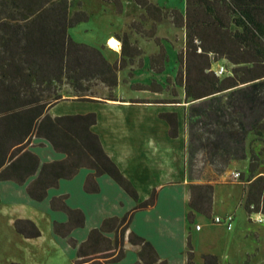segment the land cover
<instances>
[{
	"label": "trees",
	"instance_id": "16d2710c",
	"mask_svg": "<svg viewBox=\"0 0 264 264\" xmlns=\"http://www.w3.org/2000/svg\"><path fill=\"white\" fill-rule=\"evenodd\" d=\"M73 1L0 0V182L25 185L28 197L41 202L48 189L58 186L59 180L72 179L79 169L86 168L93 173L88 176L85 189L90 182L95 185V177L107 175L138 202L135 188L91 131L96 122L94 113L60 117L48 113L69 96L78 101H94L92 88L99 84L107 89V98L111 100L118 86V73L142 55L125 33L119 39L120 58L112 63L98 48L74 42L68 30L86 23L89 17L81 9L69 15ZM102 1L114 4L116 12L121 13L120 0ZM132 1L143 10L141 20L153 22L146 33L136 29L138 24L130 25L136 33L153 38L159 47L156 54L148 57L153 73L162 74L167 60L160 39L155 37L154 24L168 19L174 28L184 31V46L176 54L173 81L166 79L183 90V99L155 103L188 104L190 112L186 120L192 127L208 120L203 123L204 129L215 125L223 129L219 138L205 144L224 166L220 175L230 161L246 159L245 144L249 138L247 167L237 172L239 176L235 180L244 184L242 208L246 215L264 217V147L257 151L252 147V141L264 144V0H185L182 12L176 9L164 12L149 0ZM77 6L80 7V2ZM219 63H224L221 65L225 68L221 76L213 69ZM154 85L152 81L131 88L155 92ZM64 86H69L73 93L66 98ZM158 88L157 92L162 91V87L158 85ZM173 95L176 97L177 93ZM195 117L199 118L196 124L191 121ZM161 118L169 125V136L176 138V113H164ZM34 138L45 140L64 158L40 163L30 150ZM188 188V224L193 223L195 214L210 218L213 186L190 184ZM93 190L96 192L97 187ZM156 196L153 191L147 200L138 202L135 211L152 207ZM64 199L65 196L53 198L50 206L67 215L65 224H53L54 233L66 238L71 230L84 225V216L81 211L68 208ZM130 219L131 216L105 219L80 244L68 238L69 245L76 248L75 264H99V259L108 263L122 260ZM14 225L27 238L40 235L30 221L16 220ZM24 228L29 230L22 232ZM111 232L113 241L103 235ZM126 239L140 247L136 264L158 261L148 242L132 233ZM201 260L202 264H218L217 256L211 254L202 255ZM186 264H194L189 238Z\"/></svg>",
	"mask_w": 264,
	"mask_h": 264
},
{
	"label": "crops",
	"instance_id": "0c3cea01",
	"mask_svg": "<svg viewBox=\"0 0 264 264\" xmlns=\"http://www.w3.org/2000/svg\"><path fill=\"white\" fill-rule=\"evenodd\" d=\"M149 2H151V0H149ZM151 3L158 6L157 3ZM71 9H74L73 12H71ZM78 9L82 10V4L80 3V7H78L77 3H73V6L69 10V15ZM160 9L166 12L162 8ZM142 14H140V17ZM167 21L171 24L170 20L167 19ZM144 22H150L152 28L153 22L151 20H144ZM161 22L154 24L155 37H157V25ZM132 23L137 24L139 22L134 20L131 24ZM141 36L147 38L144 35ZM112 38L120 43L119 50H112L108 46V41ZM135 38L136 37H134L132 44L137 46ZM159 39L160 41L163 40L161 38ZM163 48L165 50L164 46ZM182 48H180V50ZM98 49L105 58L106 56L104 53L112 54L111 60L106 58L109 62L118 61L121 49V42L118 34L107 36L103 42H101ZM140 50L144 53L142 49ZM158 51L159 48L156 52H151L150 55L156 54ZM176 54L177 53H175V56ZM165 55L167 56L166 52ZM139 60H141L140 57ZM140 62V67L142 68L137 69L136 73L135 70L132 71L133 79L129 82L130 90L136 92V94L127 97L114 94V98L111 100H108L107 97L105 99L97 97L91 98L94 101H78L74 100V98H67L51 107L48 113L51 117L94 113L96 122L91 127V131L97 135L104 152L116 165L121 174L133 185L138 195V202L147 200L151 193L156 191L157 196L154 205L143 210L135 211L138 202H135L107 175L95 177V185L93 182H90L86 185L88 189L87 187L85 189L87 178L93 173V171L86 168L79 169L72 179L59 180L58 186L48 189L46 198L41 202H36L28 197L25 191V185L19 186L11 181H1L0 207L2 206L3 208L0 209L2 216L7 217V222L12 227V231L11 229L9 231V237L13 240V243L16 242L17 245H14L18 247L19 252L27 253L29 256L27 262L9 261L8 264H41L40 257L42 258V256H38V252H41V249L38 248L45 242L43 241V233L39 228L35 216L29 214L28 211L20 209L19 205L41 207L42 210L45 211L46 216L51 218L50 242L68 252L71 258L74 259L73 264H75V260L77 259L76 248H72L69 245L67 241L68 238H72L77 244H80L87 239L90 230L100 228L105 219H121L124 216H131L128 229L125 233L123 245L124 258L116 263H108L99 259V264H136L138 262L140 247L131 245L127 242L126 238L129 233L134 234L151 245L158 259L154 264H159L161 261H165L166 264H186L188 238L190 239L192 251L194 253V264H198L195 262L197 255L199 256V263L202 264L201 256L205 254L217 256L218 264H246L245 257L249 256V254L243 253V251H239L238 254L237 247L239 242H237L236 239H229L221 242L217 248H211L212 250H205L204 252L197 251V244L195 241L201 237L200 235L203 230L202 226L198 224L197 216L202 215L195 214L193 223L190 225L188 224V186L190 184L212 185L213 202L209 219L213 220V218L217 216L225 217L226 215H232L234 220L237 211L243 210L244 184L233 179L231 175L229 176L231 181H227L228 173L219 175L215 182H208V180H206V182H201L200 180L196 181L188 176L185 115L184 111L181 113L175 108V106L179 107L177 105L185 106L186 104L155 103L165 100L163 95L160 94L162 91L157 92L159 89L158 84H160L157 83L158 81H156V83L154 82L155 85L153 89L155 92L133 90L131 85H149L151 83H149L147 79L140 81V79L137 78L138 72L142 73L149 69V59L147 57ZM132 63L133 61L130 62L128 66H132ZM218 65L221 64H217L216 66ZM164 68L166 69V66H164ZM174 68H172V71ZM159 86L162 87L161 85ZM173 99H178V97H173ZM134 101H146L148 103ZM164 113H176L177 115L178 135L176 138H171L169 136V125L161 118V114ZM30 150L38 156L40 163L62 160L64 158L63 154L54 152L50 144L43 139L34 138ZM232 172L236 171H231L230 173ZM31 179L32 178L28 181ZM95 186L97 187L96 192L93 190ZM219 188H225V198L220 199L217 193V189L220 191ZM61 196H65L63 202L68 208L79 210L84 216V225L80 228L71 230L66 238L54 233L53 224H65L68 217L64 212L53 210L50 206V201L53 198ZM217 198H219V202H217ZM218 204L219 206L225 204L223 212L221 213L215 211ZM243 212L245 211L243 210ZM253 215L248 216L245 213L246 219L250 222ZM259 217L262 216L257 215V219ZM16 220L32 222L39 230V237H25L23 233L15 228L14 223ZM197 225L200 226L199 230L195 228ZM27 229L29 230V228ZM27 229L24 228L22 232L28 231ZM61 230L64 232V229ZM103 235L112 241L114 240L113 232L104 233Z\"/></svg>",
	"mask_w": 264,
	"mask_h": 264
},
{
	"label": "rangeland",
	"instance_id": "374dc122",
	"mask_svg": "<svg viewBox=\"0 0 264 264\" xmlns=\"http://www.w3.org/2000/svg\"><path fill=\"white\" fill-rule=\"evenodd\" d=\"M77 2L82 4V10L89 15V19L86 23H80L68 30V34L74 42L99 48L101 42H103L107 36L118 34L120 39L125 33L131 43H133L134 37H136L137 46L144 51V53L142 52V55L140 56L141 60L146 57L148 58L151 52H156L158 50L159 47L153 38L142 37L137 34L132 27H130L131 22L136 20L139 22L137 23L138 25L136 26V29L140 32L143 31L146 33L147 30L151 28L150 22L141 21L140 14H142L143 11L132 0H120L123 9L121 14L116 13L114 4H107L101 0L73 1L74 4ZM151 2L157 3L158 6L166 12H169L171 9H176L182 12L181 10H184L185 6V0H151ZM73 10L74 9H71V12H73ZM156 36L163 39L160 41V44L165 47V52L168 57L165 63L166 69L160 75H155V73L150 71V69H147L142 73L138 72L137 78L140 79V81L147 79L149 83L152 81L156 83V81H158L157 83H160L158 85L162 86V93L160 94L163 95L165 100L173 99V97H175L173 95L175 92L177 93L175 98L178 97V99L182 100L183 90L175 87L173 82L170 84L167 83L166 79L170 78L173 81L177 67L175 53H178L180 48L183 47L184 31L182 29L174 28L169 21L164 20L157 25ZM104 55L109 60L112 59V54L104 53ZM141 60H139L138 57L134 58L132 66H128L125 70L119 72V85L114 89L115 95L127 97L136 94V92L130 90L129 82L133 79L132 71L135 70L136 73L137 69L142 68L140 67ZM219 64L224 65V63ZM172 68H174L173 71ZM216 68L217 66L214 65V69ZM92 91V94L100 99H105L108 95L107 89L101 84L93 87ZM63 92L64 98L68 97L67 95L73 94L69 86H64ZM68 98L72 97L69 96ZM177 106L179 107L175 106V108H177L181 113L184 111L185 115L184 120L188 176L196 181L200 180L201 182H206V180H208V182H215L217 177L220 175L219 172L224 169V166H222L220 158L214 157L210 148H207L205 144H207L206 142L212 143L214 140L219 138L224 133L223 129L219 125H212V128L204 129L203 123H208V120H204L201 124L194 125V128L191 126L192 124L186 120V116H189L190 112L188 104L185 106ZM191 121H194V124H196L198 123L199 118L195 117L194 120ZM208 129L213 130L210 132ZM248 140L249 138L246 140L245 144L246 159L242 161H230L226 170L223 171L224 175L228 173L227 181H231V178L229 177L231 175V171L238 172L246 169L247 159L249 157L247 154ZM262 146L264 147L263 143L252 141V147L256 149V151ZM262 171H264V169H262ZM219 189L220 191L217 189V193L220 196V199L225 198V188ZM219 201V198H217V202ZM224 206L225 204L220 206L218 204L215 211L217 213L223 212ZM19 207L23 211H28L29 214L35 216L39 228L43 233V241L45 242L38 248L41 249V252H38V256H42V258L40 257L41 264H73L74 259L71 258V255L68 254V252L50 242L49 236L51 233V218L46 216L45 211H43L41 207L35 206L28 207L19 205ZM0 208L3 207L1 206ZM197 219L198 224H200L203 228L202 234L200 235L201 237L195 241L198 252L212 250L211 248L215 249L221 242L229 239H236V241L239 242L237 247L238 254L239 251L249 254V256L245 257L246 264H264V223H259L257 221V215H253L250 222L246 219L245 212H243L242 209L238 210L236 216L234 217L231 230H228L225 224H215L211 219L204 216H197ZM10 229L12 231V227L7 222V217L2 216L0 209V264H8L9 261L21 263L27 262L29 260L27 253L19 252L18 247H15V245H17L16 242L13 243V240L9 237ZM199 261V256L197 255L195 262L200 264Z\"/></svg>",
	"mask_w": 264,
	"mask_h": 264
},
{
	"label": "built area",
	"instance_id": "2783aa9c",
	"mask_svg": "<svg viewBox=\"0 0 264 264\" xmlns=\"http://www.w3.org/2000/svg\"><path fill=\"white\" fill-rule=\"evenodd\" d=\"M215 72H216V75H218V76L223 75L225 73L224 66H222V65L218 66L215 69ZM231 176H232L233 179H236V178H238L239 174L237 172H232L231 173ZM212 221L215 224H225L226 225V228L228 230H231L232 229V225H233V216L232 215H226L225 217H219V216H217V217H214ZM257 221L259 223H264V217H259L257 219ZM195 228L197 230H199L200 226L197 225Z\"/></svg>",
	"mask_w": 264,
	"mask_h": 264
},
{
	"label": "bare ground",
	"instance_id": "6f19581e",
	"mask_svg": "<svg viewBox=\"0 0 264 264\" xmlns=\"http://www.w3.org/2000/svg\"><path fill=\"white\" fill-rule=\"evenodd\" d=\"M119 45H120V43L117 40L113 39V38L108 41V46L112 50H119Z\"/></svg>",
	"mask_w": 264,
	"mask_h": 264
}]
</instances>
